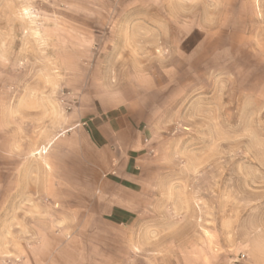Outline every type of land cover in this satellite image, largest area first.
I'll use <instances>...</instances> for the list:
<instances>
[{
    "label": "rangeland",
    "instance_id": "rangeland-1",
    "mask_svg": "<svg viewBox=\"0 0 264 264\" xmlns=\"http://www.w3.org/2000/svg\"><path fill=\"white\" fill-rule=\"evenodd\" d=\"M120 128L138 168L50 174L35 155ZM52 177L73 186L64 205ZM106 180L136 193L126 224L100 216ZM2 246L17 262L264 264V0H0Z\"/></svg>",
    "mask_w": 264,
    "mask_h": 264
},
{
    "label": "crops",
    "instance_id": "crops-1",
    "mask_svg": "<svg viewBox=\"0 0 264 264\" xmlns=\"http://www.w3.org/2000/svg\"><path fill=\"white\" fill-rule=\"evenodd\" d=\"M140 147L141 143L136 136L124 133V128H120L117 133L113 134H106L104 131L99 132L97 139L84 132V130H77L65 137L56 138L37 155L39 154L40 157L43 155L47 160V165L44 168H49L48 172L50 174L58 172L74 173V168H79L77 172L84 171L83 168H93L116 175L117 172L112 168H138L136 162L138 153L141 150ZM66 178L59 182L61 186L58 187V182H54V177H52L48 191L45 192L46 196H49L54 202H59L60 205L66 204L64 200L60 199L63 194L67 198V190L73 189L71 182ZM59 188L64 189L66 192H63V190L57 192ZM98 188L101 190V197L94 198V202L99 200L104 205V209L100 213L102 218L119 224H126L134 216L136 217V193L131 191L130 186L128 187L127 184L122 182L115 183L113 180H106L101 182ZM69 247L67 253L70 252ZM53 251V248H48V250H44V253ZM4 254L16 256L17 251L12 253L10 248L2 246L0 264H60L55 260L37 259V251L33 250L26 251L21 262L8 258V255L5 256ZM67 257L65 264H77L69 260V255Z\"/></svg>",
    "mask_w": 264,
    "mask_h": 264
},
{
    "label": "bare ground",
    "instance_id": "bare-ground-1",
    "mask_svg": "<svg viewBox=\"0 0 264 264\" xmlns=\"http://www.w3.org/2000/svg\"><path fill=\"white\" fill-rule=\"evenodd\" d=\"M43 150V149H42ZM45 152V151H44ZM35 155H37V153L35 154Z\"/></svg>",
    "mask_w": 264,
    "mask_h": 264
}]
</instances>
